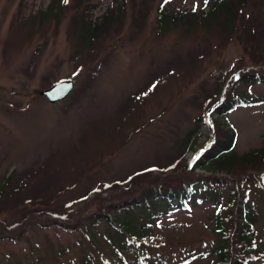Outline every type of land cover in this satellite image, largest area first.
Returning a JSON list of instances; mask_svg holds the SVG:
<instances>
[{"label": "rangeland", "instance_id": "1", "mask_svg": "<svg viewBox=\"0 0 264 264\" xmlns=\"http://www.w3.org/2000/svg\"><path fill=\"white\" fill-rule=\"evenodd\" d=\"M206 1L0 0V221L33 216L21 235L0 229V264H220L229 243L235 260L264 264V156L197 168L227 122L235 156L264 149V104L216 111L233 96L264 98V82L244 80H264V0L228 23L224 11L160 28V8L199 13ZM112 7L123 14L84 45L77 27ZM63 80L75 81L66 100L40 96ZM149 184L197 193L111 208ZM239 206L258 220L245 244L234 239Z\"/></svg>", "mask_w": 264, "mask_h": 264}, {"label": "trees", "instance_id": "2", "mask_svg": "<svg viewBox=\"0 0 264 264\" xmlns=\"http://www.w3.org/2000/svg\"><path fill=\"white\" fill-rule=\"evenodd\" d=\"M118 0H114V2H117ZM250 0H207L203 9L199 11V13H196L194 9L190 11H182L179 13H171V11L163 10L162 8L158 11V23L162 30H166L170 28L171 26H177L179 23H182L187 17H190L192 21H188L189 25H193L197 22V18H202L205 20H209L211 18H214L220 14H222L224 11H226V20L225 22H229L231 20L232 15L235 14L236 8H239L241 6H245L248 4ZM124 3H121L120 6H124ZM112 6H114L112 4ZM124 8H116L113 7L107 10V12L103 15L101 18V21H95L93 24L87 23L84 24L82 27H77V30L79 32L80 40L83 42L86 46H92L94 42H96L98 36H100L106 29L110 26L112 23L111 16L113 14H123ZM52 11V8H48L45 11V14H49ZM248 51V50H247ZM253 54L252 52H250ZM243 80V77H242ZM245 83L247 84H256V83H263L264 80L262 76L259 73L256 72H250L244 77ZM225 85V84H224ZM264 104V98L259 97H252L251 95L247 94L245 96H233L229 100H225L224 103H222L219 107H216V111L222 107V111L220 115L222 117H226L228 112L230 111H236L239 108H246V107H253L257 105ZM228 125V136H223L221 140L218 142L213 143L211 148L207 151L208 155L206 158L202 161L200 160L199 165H195L193 167V170L197 168H201L204 170L212 169V170H232L234 164L239 165H245L252 163L257 157H263L264 156V149H257L254 150L248 154L242 155L240 157L235 156L234 150L237 142V133L235 132V129L232 127L230 123L227 122ZM206 153V154H207ZM210 153V154H209ZM204 156V157H205ZM198 183H204V184H213L216 185L214 181H207V180H200ZM149 189L147 192L144 193V195L141 198H133L126 201L121 202L120 204L111 206L112 209H115L117 211L126 210V211H133L137 207H144L149 204L152 197L156 200H159L160 198L163 199H184L189 200L193 195L197 193L194 189L188 190H175V191H169L165 192L162 189L161 185L157 186H151L149 184ZM152 189V190H151ZM155 189V190H153ZM238 211L242 214L246 215V218H244L243 222H238V228L237 231L234 234V239L238 238L240 240V243L245 244L247 241H241L245 238L248 239L246 234L253 229V225L258 221L254 217H248L247 209L243 208L242 206L238 207ZM36 213V212H35ZM33 214V213H32ZM33 216H28L24 218L21 221L14 222L12 221L11 224L5 223L4 221H0V229L4 231L5 233H8L11 238L13 236L21 235L25 231V227L29 221H32ZM23 221V223H22ZM110 223L112 225H116V227L123 232L124 235H126L129 238H135L131 234V230L129 229V226L121 227L119 224L115 223L114 220H111ZM129 224V223H128ZM219 225V224H218ZM21 230V232H19ZM253 242V241H251ZM253 250L255 245L252 246ZM245 252L252 253L251 250H247L246 247L244 248ZM244 264L243 259H236L235 260V254L232 250L230 243L229 248H227L225 253H222L221 255V262L220 264Z\"/></svg>", "mask_w": 264, "mask_h": 264}, {"label": "water", "instance_id": "3", "mask_svg": "<svg viewBox=\"0 0 264 264\" xmlns=\"http://www.w3.org/2000/svg\"><path fill=\"white\" fill-rule=\"evenodd\" d=\"M74 88V80H63L57 82L51 88L43 90L40 96L46 98L50 104L54 105L66 100L72 94Z\"/></svg>", "mask_w": 264, "mask_h": 264}, {"label": "snow or ice", "instance_id": "4", "mask_svg": "<svg viewBox=\"0 0 264 264\" xmlns=\"http://www.w3.org/2000/svg\"><path fill=\"white\" fill-rule=\"evenodd\" d=\"M65 3H67V0H65Z\"/></svg>", "mask_w": 264, "mask_h": 264}]
</instances>
